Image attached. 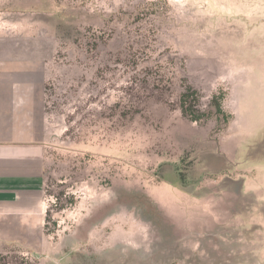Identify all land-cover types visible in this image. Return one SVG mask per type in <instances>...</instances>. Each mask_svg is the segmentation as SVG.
Instances as JSON below:
<instances>
[{
    "label": "rangeland",
    "instance_id": "374dc122",
    "mask_svg": "<svg viewBox=\"0 0 264 264\" xmlns=\"http://www.w3.org/2000/svg\"><path fill=\"white\" fill-rule=\"evenodd\" d=\"M0 142V264H264V0H0Z\"/></svg>",
    "mask_w": 264,
    "mask_h": 264
},
{
    "label": "crops",
    "instance_id": "0c3cea01",
    "mask_svg": "<svg viewBox=\"0 0 264 264\" xmlns=\"http://www.w3.org/2000/svg\"><path fill=\"white\" fill-rule=\"evenodd\" d=\"M29 149L24 143L0 142V203L13 202L17 192H30L29 169H25L30 165Z\"/></svg>",
    "mask_w": 264,
    "mask_h": 264
},
{
    "label": "trees",
    "instance_id": "16d2710c",
    "mask_svg": "<svg viewBox=\"0 0 264 264\" xmlns=\"http://www.w3.org/2000/svg\"><path fill=\"white\" fill-rule=\"evenodd\" d=\"M21 259H22V261H23L24 263H26V264L29 263L28 259H26L25 257H21ZM35 264H36V262H35Z\"/></svg>",
    "mask_w": 264,
    "mask_h": 264
}]
</instances>
